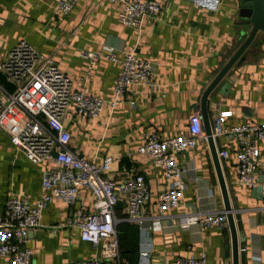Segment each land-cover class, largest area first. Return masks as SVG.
I'll use <instances>...</instances> for the list:
<instances>
[{
  "label": "crops",
  "instance_id": "obj_1",
  "mask_svg": "<svg viewBox=\"0 0 264 264\" xmlns=\"http://www.w3.org/2000/svg\"><path fill=\"white\" fill-rule=\"evenodd\" d=\"M160 12L144 19L137 31L117 20L119 5L109 0H79L66 14H55L52 0H0V60L19 39L51 57L72 81L75 89L101 97L105 104L93 119L75 114L72 108L64 118L68 149L100 161L112 158L103 176L117 182L130 174L145 177L151 200L142 208L145 220L157 215L156 195L167 179L160 169L135 150L148 133L160 137L187 135V123L206 87L238 48L240 34L237 0H159ZM107 47H112L111 53ZM133 48L140 57L155 61L157 73L153 89L143 84L130 85L111 107L112 80L120 57ZM86 50L98 54L97 60L79 55ZM210 92L207 108L210 124L219 112L231 111L227 125L264 121V32L258 31L243 53ZM0 87L13 92L15 87L0 73ZM18 111L8 117L7 127L18 124ZM217 147L235 149L233 141L216 138ZM181 164H191L200 177L189 183L176 209L166 211L163 229H154L148 238L139 237L137 225L124 219L121 199L114 207L118 223V244L122 249H137L140 242L152 245L149 264H171L178 256L198 250L207 253L206 264H232L231 235L228 224L202 229L198 224L180 227L179 218L215 205L223 211L220 188L207 140L178 155ZM239 237L238 264H264V188H245L236 183L237 160L234 152L220 162ZM45 164H32L0 129V211L10 194L35 200L40 192ZM87 211L92 197L79 189L78 202ZM70 207L53 200L41 211L39 224L27 233L31 251L28 264H78L80 260L101 258V248L79 238L78 229L65 227ZM116 231V230H115ZM242 247L245 250H240ZM0 264H10L0 257Z\"/></svg>",
  "mask_w": 264,
  "mask_h": 264
},
{
  "label": "built area",
  "instance_id": "obj_2",
  "mask_svg": "<svg viewBox=\"0 0 264 264\" xmlns=\"http://www.w3.org/2000/svg\"><path fill=\"white\" fill-rule=\"evenodd\" d=\"M55 14L68 13L79 0H52ZM119 5L118 22L135 30L142 27L147 17L156 16L161 10L159 0H109ZM112 47H107L111 53ZM79 55L92 65L98 54L81 50ZM117 62L118 71L112 80L113 107L130 85L143 84L153 89L157 73L154 60L138 56L133 48L123 51L120 57L110 56ZM0 73L15 87L7 92L0 87V129L5 131L11 144L20 150L32 164H45L40 192L35 200L26 195L10 194L0 211V257L10 264H28L31 251L27 246V233L39 224L42 209L51 201L59 200L71 209L64 218L65 227L78 229L79 238L91 246L101 248V258L80 260L78 264H126L118 256L115 226L121 220L114 214V207L121 199L124 203V219L137 225L139 237L150 236L154 229H163L164 220L171 217L166 211L176 209L180 197L189 183L200 177L191 164H181L178 155L196 147L206 139L202 115L195 111L188 117L187 135L176 134L160 137L148 133L136 147V152L147 157L167 179L164 189L156 195L157 215L153 219L142 217L143 206L151 200V191L142 174H130L114 182L103 176L112 161L104 156L100 161L88 159L68 149L69 134L64 128V118L69 108L86 119L95 118L105 104L99 96L75 89L68 75L54 60L32 47L23 39L17 40L0 60ZM18 111L19 121L8 128V117ZM231 111L219 112L211 125V136L234 142L236 183L245 188H264V121H245L227 125ZM215 145L219 161L231 156V148ZM86 189L91 197L92 209L87 211L78 202L79 189ZM180 227L198 224L202 229L224 227L227 220L223 211L212 205L179 218ZM245 250L244 247L240 249ZM152 245L140 242L137 247V263L149 264ZM207 253L198 250L187 256L176 257L171 264H206Z\"/></svg>",
  "mask_w": 264,
  "mask_h": 264
},
{
  "label": "water",
  "instance_id": "obj_3",
  "mask_svg": "<svg viewBox=\"0 0 264 264\" xmlns=\"http://www.w3.org/2000/svg\"><path fill=\"white\" fill-rule=\"evenodd\" d=\"M238 1V16L239 24L242 25L240 34L244 39L239 44L233 55L222 65L216 76L210 84L203 91L199 103L194 107V111H199L202 115L203 128L206 134V140L209 145L210 154L215 169V174L220 188L221 198L223 202V213L225 214L227 224L231 235L232 247V264H238V233L234 220V210L229 201L226 182L224 179L223 171L220 161L216 154L215 145L211 136V124L208 115L207 100L210 92L218 84L228 69L236 62L241 61L244 51L252 42L254 36L258 31L264 32V0H237Z\"/></svg>",
  "mask_w": 264,
  "mask_h": 264
},
{
  "label": "trees",
  "instance_id": "obj_4",
  "mask_svg": "<svg viewBox=\"0 0 264 264\" xmlns=\"http://www.w3.org/2000/svg\"><path fill=\"white\" fill-rule=\"evenodd\" d=\"M119 225H120V223H117L115 226L116 238H118ZM117 243H118V240H117ZM123 247H125V245H122V247H121V245L118 244L119 259L126 261V264H136L137 263V249H135V250H131L130 248L122 249Z\"/></svg>",
  "mask_w": 264,
  "mask_h": 264
}]
</instances>
